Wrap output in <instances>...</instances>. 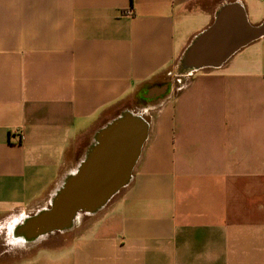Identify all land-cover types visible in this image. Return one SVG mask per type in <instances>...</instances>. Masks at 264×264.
<instances>
[{
	"label": "crops",
	"instance_id": "1",
	"mask_svg": "<svg viewBox=\"0 0 264 264\" xmlns=\"http://www.w3.org/2000/svg\"><path fill=\"white\" fill-rule=\"evenodd\" d=\"M230 3L261 36L183 69ZM125 110L148 123L129 183L33 237ZM0 264H264V0H0Z\"/></svg>",
	"mask_w": 264,
	"mask_h": 264
},
{
	"label": "water",
	"instance_id": "2",
	"mask_svg": "<svg viewBox=\"0 0 264 264\" xmlns=\"http://www.w3.org/2000/svg\"><path fill=\"white\" fill-rule=\"evenodd\" d=\"M261 34L239 4H225L186 48L181 66L190 72L219 67ZM147 133V121L130 110L99 128L76 170L56 189L50 207L31 217L26 230L35 238L66 231L81 214L101 211L129 183Z\"/></svg>",
	"mask_w": 264,
	"mask_h": 264
},
{
	"label": "bare ground",
	"instance_id": "3",
	"mask_svg": "<svg viewBox=\"0 0 264 264\" xmlns=\"http://www.w3.org/2000/svg\"><path fill=\"white\" fill-rule=\"evenodd\" d=\"M30 219V218H29ZM24 232V231H23ZM33 238V237H32Z\"/></svg>",
	"mask_w": 264,
	"mask_h": 264
},
{
	"label": "rangeland",
	"instance_id": "4",
	"mask_svg": "<svg viewBox=\"0 0 264 264\" xmlns=\"http://www.w3.org/2000/svg\"><path fill=\"white\" fill-rule=\"evenodd\" d=\"M79 219V218H78Z\"/></svg>",
	"mask_w": 264,
	"mask_h": 264
}]
</instances>
